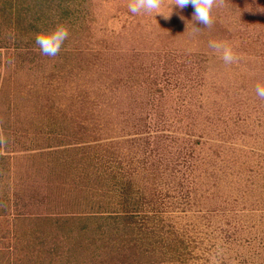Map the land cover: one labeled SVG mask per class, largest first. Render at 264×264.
I'll return each mask as SVG.
<instances>
[{"label":"rangeland","instance_id":"1","mask_svg":"<svg viewBox=\"0 0 264 264\" xmlns=\"http://www.w3.org/2000/svg\"><path fill=\"white\" fill-rule=\"evenodd\" d=\"M131 2L0 0V264H264V0Z\"/></svg>","mask_w":264,"mask_h":264},{"label":"clouds","instance_id":"2","mask_svg":"<svg viewBox=\"0 0 264 264\" xmlns=\"http://www.w3.org/2000/svg\"><path fill=\"white\" fill-rule=\"evenodd\" d=\"M216 3L217 0H172L169 13L164 15L160 11L163 0H132L129 4V10L133 14L153 13L154 16L161 14L167 19L172 14L174 6L179 9H184L191 5L194 8L192 20L210 27L213 24L212 12ZM193 28L197 31L199 30V27H195L194 25ZM68 36L69 32L67 27L60 24L50 31L38 32L36 34V44L39 46L42 54L55 57L60 52ZM209 46L222 53V59L226 64H232L238 60V56L232 46L227 42L210 41ZM256 95L264 99V86L257 85Z\"/></svg>","mask_w":264,"mask_h":264}]
</instances>
